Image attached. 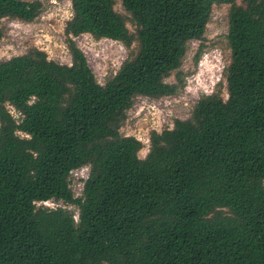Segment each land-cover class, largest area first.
<instances>
[{
    "label": "trees",
    "instance_id": "obj_1",
    "mask_svg": "<svg viewBox=\"0 0 264 264\" xmlns=\"http://www.w3.org/2000/svg\"><path fill=\"white\" fill-rule=\"evenodd\" d=\"M121 4L127 14L115 0H71L70 64L37 47L0 61V264H264V0ZM213 4L229 5L227 96L219 85L151 130L140 157L143 143L121 133L127 111L184 86L183 57ZM41 9L0 0V23ZM84 33L136 47L100 83L75 41ZM83 166L75 196L71 171ZM48 200L77 220L38 204Z\"/></svg>",
    "mask_w": 264,
    "mask_h": 264
},
{
    "label": "rangeland",
    "instance_id": "obj_2",
    "mask_svg": "<svg viewBox=\"0 0 264 264\" xmlns=\"http://www.w3.org/2000/svg\"><path fill=\"white\" fill-rule=\"evenodd\" d=\"M40 1L41 12L31 22L10 18L1 20L0 61L23 54L31 47H37L45 51L50 59L63 64L71 63L64 34L65 22L71 17V0ZM237 2L240 3L241 0ZM115 9L127 14L121 0H115ZM228 9V4H213L205 38L201 42L192 40L188 43L180 67L185 84L175 95L134 98L121 127V133L135 136L143 143V148L139 151L140 157H144L147 153L151 130L161 131L171 127L175 118H187L198 98L213 92L219 85L222 87L223 96H227L223 70L230 61V49L224 37L228 26ZM128 27L134 30L130 23ZM75 41L84 52L89 66L100 83H104L114 74L131 49L136 47L135 43L131 48H127L121 42L107 38L96 39L88 33L75 37ZM199 48L201 55L196 61L195 56ZM175 80V73L166 79L168 82ZM8 108L15 117L18 116L11 106ZM86 175H88L87 166L71 173L70 186L74 193H80L79 184ZM58 203L50 201L48 204L42 202L38 204L51 207ZM68 207L74 212V218L77 220V209L73 205Z\"/></svg>",
    "mask_w": 264,
    "mask_h": 264
},
{
    "label": "built area",
    "instance_id": "obj_3",
    "mask_svg": "<svg viewBox=\"0 0 264 264\" xmlns=\"http://www.w3.org/2000/svg\"><path fill=\"white\" fill-rule=\"evenodd\" d=\"M75 170H76V169H75ZM73 171H74V170H72L71 173H72ZM86 177H87V175H86ZM86 177H85V178H86ZM85 178H84V179H85ZM84 179H82V180H81V183L79 184V185H80V193H79V194L74 193L75 196H79V195H81L82 181H83ZM50 201H51L52 203L54 202L53 200H48V201H43L42 203H44V204H48V202H50ZM57 206L67 207V208H69L68 206L63 205L61 202L58 203L56 206H51V207H52V208H55V207H57Z\"/></svg>",
    "mask_w": 264,
    "mask_h": 264
}]
</instances>
